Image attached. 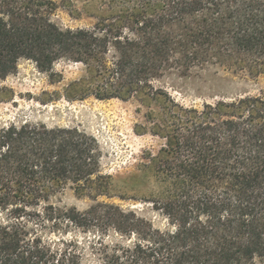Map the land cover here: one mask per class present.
Masks as SVG:
<instances>
[{
  "label": "trees",
  "instance_id": "obj_1",
  "mask_svg": "<svg viewBox=\"0 0 264 264\" xmlns=\"http://www.w3.org/2000/svg\"><path fill=\"white\" fill-rule=\"evenodd\" d=\"M87 6L91 25L70 29L53 20L52 0H0V82L22 60L51 77L66 61L86 75L68 99L162 103L145 129L135 126L163 141L148 156L157 186L144 201L150 215L100 200L113 198L112 177L94 136L8 123L0 126V264L264 263V91L195 108L153 86L172 72L264 75V0ZM67 190L91 204L60 206Z\"/></svg>",
  "mask_w": 264,
  "mask_h": 264
},
{
  "label": "rangeland",
  "instance_id": "obj_2",
  "mask_svg": "<svg viewBox=\"0 0 264 264\" xmlns=\"http://www.w3.org/2000/svg\"><path fill=\"white\" fill-rule=\"evenodd\" d=\"M57 4L53 20L63 28L77 29L91 25L87 16V0H52ZM84 68L80 64L59 62L54 66L53 77L37 69L28 60L19 63L17 73L0 82V126L8 123H43L47 126L77 127L94 136L100 143L102 170L112 177L113 198L106 200L122 207L135 209L149 216L148 194L157 186L148 156H156L163 141L149 133L136 132L135 126L145 129L149 111L158 113L162 103L145 99L100 101L93 97H73L76 87L72 82H84ZM84 85V83H83ZM156 89L165 91L176 103L185 107L200 108L203 103L233 100L264 91V75L247 78L223 70L193 71L188 76L168 73L154 81ZM141 131V130H140ZM122 198V200H121ZM60 206L86 209L91 201L77 197L67 190L60 197ZM83 264H95L84 261ZM254 264H264L260 261Z\"/></svg>",
  "mask_w": 264,
  "mask_h": 264
}]
</instances>
